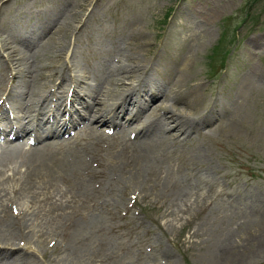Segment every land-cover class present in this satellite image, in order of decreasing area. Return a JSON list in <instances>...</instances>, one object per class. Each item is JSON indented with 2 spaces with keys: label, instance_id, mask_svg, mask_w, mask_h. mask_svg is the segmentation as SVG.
<instances>
[{
  "label": "rangeland",
  "instance_id": "374dc122",
  "mask_svg": "<svg viewBox=\"0 0 264 264\" xmlns=\"http://www.w3.org/2000/svg\"><path fill=\"white\" fill-rule=\"evenodd\" d=\"M248 1L12 0L5 6L0 46L4 37L19 46L21 36L29 37L26 23L37 16L54 19L27 50L37 51L28 62L36 90L60 73L66 50L74 62L66 78L85 75L89 90L106 89L107 78L151 63L162 99L150 108L140 102L141 116H160L197 79L201 103L180 109L190 117L212 115L211 124L175 144L156 138L147 157L130 147L138 127L124 133V148L117 137H101L102 123L87 120L76 126L80 137L59 143L62 152L79 151L74 169H56L16 192L30 153L6 156L0 210L8 205L15 222L0 215V241L24 250L12 264H215L228 239L240 243L264 231V0ZM80 14L86 18L79 23ZM222 34L235 39L232 52L224 63L209 61ZM7 57L0 48V63ZM11 73L0 71V87ZM9 102L8 112L22 114ZM250 239L241 264H264V239Z\"/></svg>",
  "mask_w": 264,
  "mask_h": 264
},
{
  "label": "bare ground",
  "instance_id": "6f19581e",
  "mask_svg": "<svg viewBox=\"0 0 264 264\" xmlns=\"http://www.w3.org/2000/svg\"><path fill=\"white\" fill-rule=\"evenodd\" d=\"M11 1L0 0V22L3 9ZM82 15L80 14L77 18L79 23L86 18L85 15ZM31 18L34 17L29 16V19ZM36 18L34 22L26 23L24 30L29 33V37L28 35L21 36L17 40L19 46L13 45V42L8 41L5 37L2 39L0 46L4 52L7 51L8 56L4 63H0V71H3V74L12 72L10 80L4 82L0 87V92H5L4 94H6L5 97H0V119L6 122L5 126H0V139L6 144L5 148L0 147V156H7L13 149L23 147L21 144L23 139L27 137L24 135L27 132L34 137L37 143L31 148L33 152L30 154L28 162L25 163V171L19 173L20 180H17L19 188H15L13 191L16 192L22 187H29L33 179L52 175L56 169H61L63 172L73 170L78 164L79 151L58 153L53 150L58 148L62 133L68 130L69 126H76V124L86 119L102 123L105 128H109L108 130L115 131L118 134L120 145L126 142L124 133L133 127H138L139 129L132 137L133 142L130 147L136 150L139 156L143 157L148 156L147 153L150 151V146L155 142L156 138L173 144L178 138L177 133L173 135L174 132L180 131L183 135L190 136L192 132L198 130L201 126L211 124L210 117L212 115L207 113L208 111L206 113L195 112L196 116L190 117L180 109V107L184 108L192 102L201 103V100H198L200 94H198L196 89L201 84L199 79L195 83L186 85L184 95L180 96L179 93L181 92H176L177 96L175 95L173 104L170 107H166L160 116L150 117L148 114L141 116L144 109L139 105L140 101L148 102L150 108L155 104L154 100L159 93L162 92L161 85L155 81V70L149 62L139 64L135 69H129L125 72L126 75H123L120 79L107 78L106 83H110L106 89L89 90L85 75H79L75 80L72 77L70 79L66 78L65 75L69 74L74 62L72 59L68 60V58L64 57L65 50L62 55L61 72L53 74L56 78L54 80L53 78L51 79L53 81L49 86L44 83L36 90L32 85L35 76L29 69L28 62L30 61L29 58L34 57L37 51L31 48L33 54L28 55L27 50L30 49L33 38L36 36L40 38L42 31H47L52 24L51 22H54V19L49 20V17L44 14ZM33 30L38 31V33L32 32ZM44 40L45 38H43L41 43ZM54 44L55 46H60L59 42H54ZM64 49L65 45H63L62 50L58 51L57 57L61 55ZM71 61L72 63L69 64ZM17 74L18 77L16 78ZM131 77H141V82L133 84L132 81L128 80ZM110 79L111 81H109ZM9 84L10 88L8 89ZM113 84L115 85L113 86ZM66 85L70 86L72 93L67 92L65 95ZM56 88H59V90H56ZM193 88L196 90L192 91ZM84 94L88 99H84V96H82ZM157 99L161 100L162 96ZM8 101H10L9 103L15 101L18 106L22 107V114L14 117L13 120H10L6 115L8 112L6 110L9 108ZM129 104H136L134 111H126V107ZM47 107L55 108L57 111L51 112V109H49V113L42 115ZM190 112L193 113V110H190ZM220 128L224 133L231 129V125L221 126ZM50 135L53 138L46 139ZM101 136H104V134L101 133ZM16 138L19 139L14 140ZM131 161L133 162L134 158ZM128 163L130 161L126 164ZM40 170L42 171L40 172ZM6 208H8V205L0 210V215L9 216V219L15 222V217L10 216ZM73 221H75V218H73ZM76 228H78V225ZM250 237L252 239H264V231L247 236L240 243L228 239L217 249L215 264H241L243 258L249 253L246 242L251 240ZM10 245H14L12 246L13 248ZM21 248V246L14 243H9L8 245L7 242L1 240L0 264H12L15 260V255H21L24 252Z\"/></svg>",
  "mask_w": 264,
  "mask_h": 264
}]
</instances>
